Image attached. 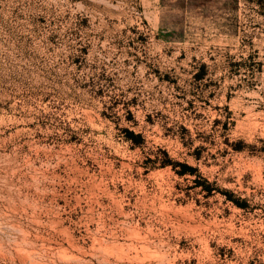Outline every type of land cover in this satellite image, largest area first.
Listing matches in <instances>:
<instances>
[{"label": "rangeland", "instance_id": "rangeland-1", "mask_svg": "<svg viewBox=\"0 0 264 264\" xmlns=\"http://www.w3.org/2000/svg\"><path fill=\"white\" fill-rule=\"evenodd\" d=\"M0 264H264V0H0Z\"/></svg>", "mask_w": 264, "mask_h": 264}, {"label": "bare ground", "instance_id": "bare-ground-1", "mask_svg": "<svg viewBox=\"0 0 264 264\" xmlns=\"http://www.w3.org/2000/svg\"><path fill=\"white\" fill-rule=\"evenodd\" d=\"M145 256V255H144Z\"/></svg>", "mask_w": 264, "mask_h": 264}]
</instances>
